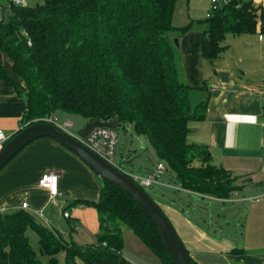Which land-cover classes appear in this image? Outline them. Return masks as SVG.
<instances>
[{"label": "trees", "instance_id": "1", "mask_svg": "<svg viewBox=\"0 0 264 264\" xmlns=\"http://www.w3.org/2000/svg\"><path fill=\"white\" fill-rule=\"evenodd\" d=\"M177 1L42 0L15 6L0 0V55L11 63L10 73L0 65V81L25 100L21 129L56 112L115 122L116 129L131 128L132 136L148 140L173 173L176 191L227 201L240 190L242 177L213 164L206 146L188 141L189 123L204 120L207 101L192 106L193 88L179 79V47L170 35L178 39L192 24L172 26ZM201 23V56L212 62L225 51L227 35H264V10L251 1L229 0ZM98 179L97 201L74 202L95 209V244L76 245L18 209L0 213V264H132L122 255L123 226L160 264H174L144 210L121 188ZM29 230L38 236L47 263L32 250Z\"/></svg>", "mask_w": 264, "mask_h": 264}, {"label": "crops", "instance_id": "2", "mask_svg": "<svg viewBox=\"0 0 264 264\" xmlns=\"http://www.w3.org/2000/svg\"><path fill=\"white\" fill-rule=\"evenodd\" d=\"M244 1H251L264 10V0ZM181 2L175 6L172 26L182 28L192 24V27L187 34L177 39L179 79L193 88L189 94L192 106L207 101L204 120L189 123L192 132L188 141L206 146L213 164L242 177L237 183L240 190L233 192L230 199L220 201L204 197L203 200L211 201L213 205L208 206V209L203 206L202 209L207 210L208 219L212 220L214 212L211 207L224 211L223 208L228 204L245 201L244 197L239 198V194L244 193L249 197L247 199L255 198L260 206L257 214H254L257 233L253 236L246 234L238 242L218 237L205 231L198 218L191 215L192 205L168 199L160 200V206L196 263L264 264V150L261 147L264 135V35L262 39L259 34L227 35L225 51L212 62L204 60L201 43L205 26L201 22L210 11V0ZM0 65L11 72V63L3 55H0ZM4 97L6 103L1 100ZM192 98L197 101L195 104H192ZM23 99L0 81V129L9 135L21 129L20 121L26 110ZM128 153L130 156V151ZM155 159L157 165L159 160ZM50 171L57 175L58 193L55 197H50L48 191L39 187L41 176ZM100 189V180L76 155L51 138H40L28 144L0 172V210L11 212L21 209L25 201L27 211L41 225L66 239L67 236L72 238L77 223L70 220H78L73 216L82 221L89 214L91 219L94 217L97 220L93 207L76 205L74 202H95ZM179 192L198 198L195 194ZM83 207L91 209L85 211ZM63 211L69 214V218H63L67 220L65 232L61 231L63 222L59 219ZM35 213H40L42 217ZM210 223L213 224L212 221ZM214 225L210 230L220 229L217 223ZM55 227H58L57 230ZM235 248L242 249V252H235Z\"/></svg>", "mask_w": 264, "mask_h": 264}, {"label": "rangeland", "instance_id": "3", "mask_svg": "<svg viewBox=\"0 0 264 264\" xmlns=\"http://www.w3.org/2000/svg\"><path fill=\"white\" fill-rule=\"evenodd\" d=\"M41 3L42 0H26L25 6H34L35 4ZM178 3L183 2H181V0H178L175 6ZM170 36L173 38L172 41L177 39L175 33L171 34ZM1 100L3 103L7 102L5 97ZM191 101L193 102L192 104H195L197 102L194 100V98H192ZM56 116L58 118L59 124H64L66 122H70L73 124V126L67 130L70 134H76L77 131L83 128L87 123L84 118L79 116H71L61 112H56ZM116 131L118 133V145L116 149L115 162L120 165L124 172H133L137 175H144L145 171L151 168H155L157 161L153 155L148 140L144 136H136L134 138L133 136H131V128H129L128 130L118 128L116 129ZM128 151H130V156ZM128 157L131 158L126 161ZM145 168H147V170ZM173 177V173L168 169V167L165 166V172L160 176L159 180L162 184H164L163 182H165L170 184L171 186H176ZM143 190L148 193L151 196L152 200L158 205H161L160 200L167 201L168 199L183 205H192L193 214L191 215L197 217L198 220L204 225L203 229L210 234L214 233L218 237L223 236L224 238L232 239L238 242V239H241L246 234H248V236H253L257 233V227H255L257 225V220L254 214H257L258 207L260 206L255 198L247 199L249 197L245 196L244 193H240L239 198L244 197L245 201H242L241 203L235 205L228 204L227 206H225L226 208H223L224 211H220V209L215 210L214 207H211V211L212 213H214L212 215L213 219L209 220L206 212L207 210H203L202 207L204 206L205 209H208V206L213 205L211 201L201 200L195 196L190 197L186 194H181L179 191H176L174 189L165 188L162 186L151 189L143 188ZM161 194L163 196L162 198H160ZM83 208L85 211H89V209H91L88 207ZM216 212L219 215H215ZM72 218L78 219L76 221L70 220L77 223V230L75 233H72V238H69V236H67V239L72 240L76 245L79 246L95 244L97 241L96 235L98 232V228H96L98 227L97 220H95L94 217L91 219L89 214H86L85 218L82 221H80V219L76 216H73ZM59 219H62L63 222V229H61V231L63 230L65 232L67 220L63 219L62 215ZM210 221H212L213 224L210 223ZM214 222L220 226V229L217 230V228H214L213 230H210L215 226ZM37 223H39L38 219ZM57 228L58 227H55L54 229L57 230ZM122 236V255L127 261L132 264H160L159 259L151 253V251L132 233V231L127 226L122 227ZM27 237L29 239L32 250L35 252L38 259L42 263H47L48 258L40 253L38 236L29 230L27 232Z\"/></svg>", "mask_w": 264, "mask_h": 264}, {"label": "water", "instance_id": "4", "mask_svg": "<svg viewBox=\"0 0 264 264\" xmlns=\"http://www.w3.org/2000/svg\"><path fill=\"white\" fill-rule=\"evenodd\" d=\"M173 43L176 48L179 47L177 39ZM98 128L116 130L117 124L115 122H101L99 120L89 121L83 128L77 131L76 136L84 138ZM40 138H51L56 141L83 161L98 178L111 182L121 188L152 220L161 236L166 253L170 256L174 264H193L172 224L164 215L161 208L146 192L141 190L127 175L106 163L78 140L67 136L51 124L36 123L24 127L15 133L0 152V170L28 144Z\"/></svg>", "mask_w": 264, "mask_h": 264}, {"label": "built area", "instance_id": "5", "mask_svg": "<svg viewBox=\"0 0 264 264\" xmlns=\"http://www.w3.org/2000/svg\"><path fill=\"white\" fill-rule=\"evenodd\" d=\"M12 5L15 6H25L26 0H8ZM229 2V0H210V11L207 14V18L210 17L211 13L213 11H216L226 5ZM1 19V17H0ZM263 35H260L259 38L262 39ZM36 124V123H47L55 126L58 130L63 132L69 137L75 138L78 140L82 145H84L86 148H88L90 151H92L95 155H97L99 158L104 160L109 165L113 166L120 172L127 175L137 186L142 188H155V187H165V188H171L174 190H178V187L171 186L170 184H162L159 180L160 176L164 174L165 172V164L162 162H159L155 168L152 171L146 172L144 175H137L133 172H124L120 165L115 162L116 157V149L118 145V133L115 129L110 128H98L95 129L93 132L85 136L84 138H79L76 136V134H70L68 133V129L73 126L72 123L66 122L64 124L58 123V118L56 116V113H53L47 117L39 118L32 120L31 122L27 123L24 127L29 126V124ZM13 135L7 134L5 131L0 129V152L3 149V147L6 145V143L11 139ZM261 147L264 150V135L261 142ZM39 187L48 191L50 197L57 196L58 190H57V175L54 172H46L44 173L40 180H39ZM20 208L22 210L27 211L28 205L24 201ZM5 209H1L0 213H5ZM36 216L42 217L40 213H35ZM62 217L67 219L69 218V214L66 211L62 212Z\"/></svg>", "mask_w": 264, "mask_h": 264}]
</instances>
